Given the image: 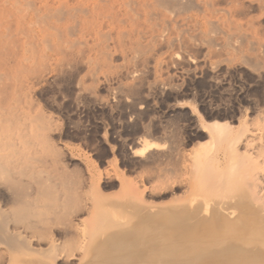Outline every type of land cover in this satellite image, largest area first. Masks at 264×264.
I'll return each mask as SVG.
<instances>
[{
    "label": "bare ground",
    "instance_id": "bare-ground-1",
    "mask_svg": "<svg viewBox=\"0 0 264 264\" xmlns=\"http://www.w3.org/2000/svg\"><path fill=\"white\" fill-rule=\"evenodd\" d=\"M263 15L264 0H0V47L26 37L30 71L58 62L94 73L121 52L138 82L136 64L164 46L262 52ZM13 95L0 86V264H264V97L236 121L200 122L206 141L191 149L174 132L169 152L144 157L168 158L158 184L124 182L108 196ZM162 189L169 205L152 201Z\"/></svg>",
    "mask_w": 264,
    "mask_h": 264
},
{
    "label": "rangeland",
    "instance_id": "rangeland-1",
    "mask_svg": "<svg viewBox=\"0 0 264 264\" xmlns=\"http://www.w3.org/2000/svg\"><path fill=\"white\" fill-rule=\"evenodd\" d=\"M261 21L264 29V15ZM7 39L0 47V86H11L13 104L20 111L32 118L38 111L44 114L66 164L87 177L93 174L108 196L119 193L124 182L125 189L127 183L158 184L170 168L168 158L145 164L144 157L169 152L174 132L182 148L191 149L206 141L200 122L211 116L236 121L264 97V48L263 53L220 56L218 47L200 41L195 48L164 46L136 64L141 77L136 82L127 74L135 63L121 52L94 73L81 64L58 62L42 68L38 63L30 71L26 37ZM175 52L179 59L173 63ZM250 56L263 60L262 65L247 60ZM185 58L191 64L184 63ZM143 142L152 146L145 148ZM171 193L162 189L152 201L169 205Z\"/></svg>",
    "mask_w": 264,
    "mask_h": 264
}]
</instances>
